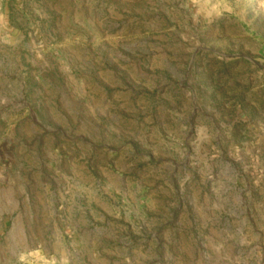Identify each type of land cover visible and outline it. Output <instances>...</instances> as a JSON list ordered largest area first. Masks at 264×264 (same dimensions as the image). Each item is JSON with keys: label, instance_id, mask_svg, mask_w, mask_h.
Here are the masks:
<instances>
[{"label": "rangeland", "instance_id": "1", "mask_svg": "<svg viewBox=\"0 0 264 264\" xmlns=\"http://www.w3.org/2000/svg\"><path fill=\"white\" fill-rule=\"evenodd\" d=\"M0 264H264V0H0Z\"/></svg>", "mask_w": 264, "mask_h": 264}]
</instances>
